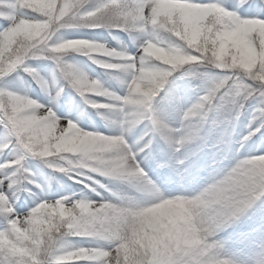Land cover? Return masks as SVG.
I'll list each match as a JSON object with an SVG mask.
<instances>
[{"label": "snow or ice", "instance_id": "1", "mask_svg": "<svg viewBox=\"0 0 264 264\" xmlns=\"http://www.w3.org/2000/svg\"><path fill=\"white\" fill-rule=\"evenodd\" d=\"M0 264H264V0H0Z\"/></svg>", "mask_w": 264, "mask_h": 264}, {"label": "rangeland", "instance_id": "2", "mask_svg": "<svg viewBox=\"0 0 264 264\" xmlns=\"http://www.w3.org/2000/svg\"><path fill=\"white\" fill-rule=\"evenodd\" d=\"M75 59H76L77 61H79V62H86L87 65L90 66V67L87 69V70H89L90 75H92V76H94V77H97V78H99V79H101V80H105V79H106V78L104 77L103 73H102V70H99V69L97 68V66L94 65V64H91L90 61H86V58H85V57H82V56H76ZM91 69H96V71H91ZM37 91H38V89H37ZM66 91H70V90H66ZM29 95H32V91H31V90H29ZM98 99H101V98H98ZM88 111L91 113V116H92L91 123H97V122L99 121V117H97V116L95 115V113H92V112H91V109H88ZM87 119H88V117H84V118L81 120V126H84V121L87 120ZM34 171H37V174L39 175V171H38L37 169H34ZM45 171H47V170H45Z\"/></svg>", "mask_w": 264, "mask_h": 264}]
</instances>
